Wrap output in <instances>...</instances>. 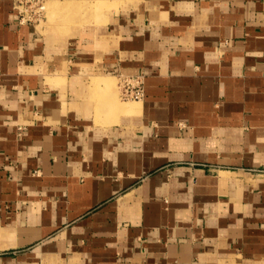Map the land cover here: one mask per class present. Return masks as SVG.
<instances>
[{
  "label": "crops",
  "instance_id": "1",
  "mask_svg": "<svg viewBox=\"0 0 264 264\" xmlns=\"http://www.w3.org/2000/svg\"><path fill=\"white\" fill-rule=\"evenodd\" d=\"M19 18L0 0V264H264V0Z\"/></svg>",
  "mask_w": 264,
  "mask_h": 264
},
{
  "label": "rangeland",
  "instance_id": "2",
  "mask_svg": "<svg viewBox=\"0 0 264 264\" xmlns=\"http://www.w3.org/2000/svg\"><path fill=\"white\" fill-rule=\"evenodd\" d=\"M46 11L39 27L50 29L56 26L59 35H68L72 30L103 26L109 13L120 6H129L134 0H41ZM20 4V0H18ZM130 101V100H127Z\"/></svg>",
  "mask_w": 264,
  "mask_h": 264
},
{
  "label": "built area",
  "instance_id": "3",
  "mask_svg": "<svg viewBox=\"0 0 264 264\" xmlns=\"http://www.w3.org/2000/svg\"><path fill=\"white\" fill-rule=\"evenodd\" d=\"M20 22L36 24L46 11L45 4L41 0H20ZM119 91L123 100L142 101L145 97V84L142 75H120Z\"/></svg>",
  "mask_w": 264,
  "mask_h": 264
}]
</instances>
